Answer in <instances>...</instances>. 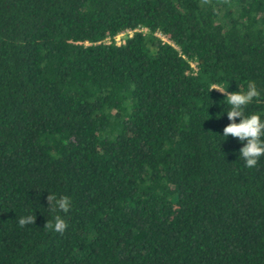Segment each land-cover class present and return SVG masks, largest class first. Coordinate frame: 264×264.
Instances as JSON below:
<instances>
[{
	"label": "trees",
	"instance_id": "trees-1",
	"mask_svg": "<svg viewBox=\"0 0 264 264\" xmlns=\"http://www.w3.org/2000/svg\"><path fill=\"white\" fill-rule=\"evenodd\" d=\"M249 81L264 112V0H0V264H264V157L209 92Z\"/></svg>",
	"mask_w": 264,
	"mask_h": 264
},
{
	"label": "clouds",
	"instance_id": "clouds-1",
	"mask_svg": "<svg viewBox=\"0 0 264 264\" xmlns=\"http://www.w3.org/2000/svg\"><path fill=\"white\" fill-rule=\"evenodd\" d=\"M229 83H217L213 84L209 90L218 89L220 92L225 93L226 104L228 110L225 111V104L222 110L227 113V117L230 121L223 129V134L226 140L229 136L237 138L242 144L239 149L238 158L243 159L245 166L249 169L257 166L261 157H264V112H253L246 114V108L254 100L261 97V92L258 90L257 85L253 81H249L246 88L241 90L238 87V91L228 92ZM222 113L217 114L219 118ZM239 118V122H237ZM49 207H52L54 211L67 213L71 208V199L67 195H61L59 197L54 194L48 196ZM36 216L26 215L22 216L18 220L20 227H24L29 224H35ZM47 227H51L54 231L62 233L67 224L62 216H55L54 223L45 224ZM44 226V227H45Z\"/></svg>",
	"mask_w": 264,
	"mask_h": 264
},
{
	"label": "built area",
	"instance_id": "built-area-1",
	"mask_svg": "<svg viewBox=\"0 0 264 264\" xmlns=\"http://www.w3.org/2000/svg\"><path fill=\"white\" fill-rule=\"evenodd\" d=\"M144 30H146V29H144ZM132 35L133 34V30H126V31H124V32H122V33H120V34H118L116 37H115V41H116V43L117 44H122V43H124L125 42V36L126 35Z\"/></svg>",
	"mask_w": 264,
	"mask_h": 264
}]
</instances>
